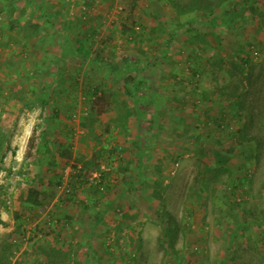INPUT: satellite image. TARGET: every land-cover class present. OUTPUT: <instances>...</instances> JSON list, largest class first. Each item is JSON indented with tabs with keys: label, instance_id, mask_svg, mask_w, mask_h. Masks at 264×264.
<instances>
[{
	"label": "rangeland",
	"instance_id": "1",
	"mask_svg": "<svg viewBox=\"0 0 264 264\" xmlns=\"http://www.w3.org/2000/svg\"><path fill=\"white\" fill-rule=\"evenodd\" d=\"M0 264H264V0H0Z\"/></svg>",
	"mask_w": 264,
	"mask_h": 264
},
{
	"label": "trees",
	"instance_id": "2",
	"mask_svg": "<svg viewBox=\"0 0 264 264\" xmlns=\"http://www.w3.org/2000/svg\"><path fill=\"white\" fill-rule=\"evenodd\" d=\"M221 159H224V156H222Z\"/></svg>",
	"mask_w": 264,
	"mask_h": 264
}]
</instances>
